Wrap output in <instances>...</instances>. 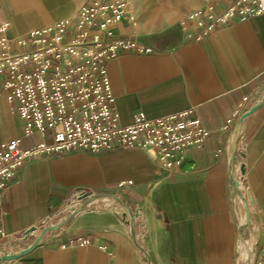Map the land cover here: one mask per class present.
Returning a JSON list of instances; mask_svg holds the SVG:
<instances>
[{
	"label": "crops",
	"instance_id": "0c3cea01",
	"mask_svg": "<svg viewBox=\"0 0 264 264\" xmlns=\"http://www.w3.org/2000/svg\"><path fill=\"white\" fill-rule=\"evenodd\" d=\"M84 2L0 0L10 35L73 18ZM200 5L201 0H131L135 21L125 18L117 31L154 51L123 53L108 61L107 71L123 123L132 122L138 112L154 118L194 107L210 130L203 147L190 148L180 171L167 179L153 151L73 150L30 160L20 180L4 190L6 235L0 232V248L25 247L24 232L38 226L29 239L33 241L44 219L57 222L70 202L85 201L74 197L77 187H85L93 193H117L141 209L136 235L152 264H238L242 212L230 177V140L241 113L264 93V14L218 27L202 41L186 40L181 19ZM229 118L233 126L224 130ZM21 126L14 106L0 97V143L19 136ZM39 140L38 134L22 137L21 145ZM242 162L243 186L254 198L253 203L247 198L251 216L264 232V104L241 127L235 165ZM126 180L133 182L118 186ZM123 210L114 199H93L63 227L48 231L31 251L0 264H146ZM80 236L91 243L69 244Z\"/></svg>",
	"mask_w": 264,
	"mask_h": 264
},
{
	"label": "built area",
	"instance_id": "2783aa9c",
	"mask_svg": "<svg viewBox=\"0 0 264 264\" xmlns=\"http://www.w3.org/2000/svg\"><path fill=\"white\" fill-rule=\"evenodd\" d=\"M131 0H85L73 18L55 21L24 34L10 35L0 4V97L14 106L22 122L19 136L0 143V232L2 197L20 180L33 159L73 150L100 153L116 148L153 151L162 178L180 171L190 148H202L210 135L194 107L149 118L143 112L123 123L115 105L107 63L123 53H151L153 47L124 36L118 25L132 14ZM264 14V0H201L181 19L186 40L202 41L218 27ZM247 100V97L244 99ZM239 110L235 112L237 114ZM233 126L227 120L224 130ZM40 140L22 147V137ZM132 180L120 181L119 187ZM73 205L70 202L61 212ZM91 243L88 237L69 244ZM258 246H261L258 249ZM99 248L106 250L104 244ZM239 250L238 263L242 259ZM251 264H264V232Z\"/></svg>",
	"mask_w": 264,
	"mask_h": 264
},
{
	"label": "water",
	"instance_id": "95a60500",
	"mask_svg": "<svg viewBox=\"0 0 264 264\" xmlns=\"http://www.w3.org/2000/svg\"><path fill=\"white\" fill-rule=\"evenodd\" d=\"M262 104H264V93L261 96L260 100L249 106L243 113H241L240 117L238 118L235 126L233 127L232 130V135H231V140H230V177L232 180V183L234 185V188L236 190V194L241 197V199L245 203V209H246V221L245 223H242L240 226V243H241V248L242 244L245 242L247 239L246 236L243 233V229L246 227H252V216H251V211L249 209L248 204L246 203V196L248 198V201L250 203H253L254 198L252 195V192L249 187H246V189H243L244 185V179H245V173H246V165L244 162L239 163L235 165L236 161V141L238 139L241 127L245 121V119L252 114L258 107H260ZM240 182V183H239ZM241 184V188H240ZM246 196H245V194ZM74 197L77 198L78 200L85 199L80 204L77 205H72L69 210H67V213L61 217L60 220H58L55 223H49L48 219H44L42 221L43 227L40 229L39 234L33 239V241L29 242V239L31 235L38 230V226L34 225L27 229L24 232L23 235V240L27 242L28 244L19 249V250H7L4 248H0V263L2 262H11L14 261L21 256L25 255L29 251H31L33 248H35L43 238V236L48 232V231H55L63 227L66 223H68L74 216H76L79 212H81L85 206L92 201L93 199L102 197V198H110L118 201L121 206L123 207V211H120V214L127 220V223L130 226V231L132 238L136 244V246L143 252L145 255L146 259V264H152L150 257L147 253V251L144 249V247L138 242L137 240V235H136V219L140 217L141 215V209L140 208H133L130 206L119 194L117 193H93L91 190L85 188V187H77L75 192H74ZM252 229V228H250ZM253 231V230H252ZM251 231V233H252ZM257 241L255 242L254 249L252 251V255H250L248 252L243 255L242 260L243 264H251L254 256H255V249L257 245Z\"/></svg>",
	"mask_w": 264,
	"mask_h": 264
},
{
	"label": "bare ground",
	"instance_id": "6f19581e",
	"mask_svg": "<svg viewBox=\"0 0 264 264\" xmlns=\"http://www.w3.org/2000/svg\"><path fill=\"white\" fill-rule=\"evenodd\" d=\"M240 183V182H239ZM240 188H241V184H240ZM245 194V193H244ZM246 196V194H245ZM237 199H238V202L240 204V208H241V212H242V221L241 223H245L246 221V209H245V203L244 201L241 199V197H239L237 195ZM246 201H247V197H246ZM248 204V202H246ZM244 230V229H243ZM247 231V230H246ZM248 233V232H247ZM246 234V233H245ZM257 240V234L255 233V230L253 229L250 237L248 236V238L245 240V242L242 244V248H241V251H242V255H245V253H249L250 255H252V251L254 249V245H255V242Z\"/></svg>",
	"mask_w": 264,
	"mask_h": 264
},
{
	"label": "rangeland",
	"instance_id": "374dc122",
	"mask_svg": "<svg viewBox=\"0 0 264 264\" xmlns=\"http://www.w3.org/2000/svg\"><path fill=\"white\" fill-rule=\"evenodd\" d=\"M243 189H245L244 186H243ZM252 219H253V221H252V227H246V228H244V235L246 236V238H248V236L250 237L251 231L254 229L255 230V233L257 234V239L259 241V239L263 235V230H261L260 223L258 221H255V218H252ZM52 223H55V222H52ZM250 228H252V229H250ZM260 248H261V246H258V249H260ZM238 264H243V260L241 259Z\"/></svg>",
	"mask_w": 264,
	"mask_h": 264
}]
</instances>
